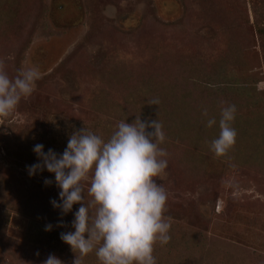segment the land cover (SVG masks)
I'll return each mask as SVG.
<instances>
[{
	"label": "rangeland",
	"instance_id": "374dc122",
	"mask_svg": "<svg viewBox=\"0 0 264 264\" xmlns=\"http://www.w3.org/2000/svg\"><path fill=\"white\" fill-rule=\"evenodd\" d=\"M0 61L10 78L41 73L0 118V264L79 257L60 234L80 205L53 208L54 175L27 171L33 147L62 154L82 128L106 141L138 117L165 134L154 179L171 239L154 245L157 264H264V0H0ZM227 105L236 142L216 156ZM81 264L100 262L92 252Z\"/></svg>",
	"mask_w": 264,
	"mask_h": 264
},
{
	"label": "clouds",
	"instance_id": "9594fccd",
	"mask_svg": "<svg viewBox=\"0 0 264 264\" xmlns=\"http://www.w3.org/2000/svg\"><path fill=\"white\" fill-rule=\"evenodd\" d=\"M40 76L39 68L33 66L10 78L0 61V118L8 117L22 99L32 95ZM148 103L158 105L159 100ZM236 111L235 105L221 109L219 135L210 145L216 156L225 155L236 142L232 127ZM216 124L214 118L207 121L209 128ZM164 141L160 122L138 117L132 123L120 121L106 141L82 128L69 137L62 154L52 149L45 152L42 144L33 147L38 162L27 166V171L30 177L45 170L54 175L60 191L59 200L50 201L53 208L67 215L73 205H80L73 214V231L60 234L79 253L74 264H81L92 252L100 264H157L154 245H166L171 239V224L163 215L167 193L154 179L167 168L163 159L167 153L159 147ZM52 183L44 180L45 186ZM51 230L52 225H46L45 231ZM43 264L63 262L50 254Z\"/></svg>",
	"mask_w": 264,
	"mask_h": 264
}]
</instances>
